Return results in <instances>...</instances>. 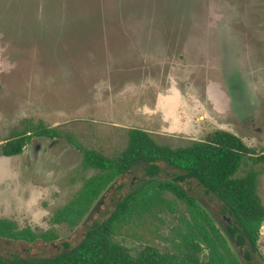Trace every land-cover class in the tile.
<instances>
[{
	"label": "rangeland",
	"instance_id": "obj_1",
	"mask_svg": "<svg viewBox=\"0 0 264 264\" xmlns=\"http://www.w3.org/2000/svg\"><path fill=\"white\" fill-rule=\"evenodd\" d=\"M130 128L172 147L226 130L264 155V0H0V144L32 135L22 154L0 151V217L52 236L0 237L1 256L54 257L102 222L147 176L146 165L117 180L77 226L53 215L95 172L82 168L83 151L116 157ZM159 167L158 178L181 174ZM251 171L264 206V160H249L237 176ZM181 183L223 229L233 223L214 192L194 177ZM175 208L115 240L132 253L152 247L168 264L207 259L204 246L182 244L189 214L181 201ZM247 243L231 239L243 264H264ZM258 245L264 256V222Z\"/></svg>",
	"mask_w": 264,
	"mask_h": 264
},
{
	"label": "trees",
	"instance_id": "obj_2",
	"mask_svg": "<svg viewBox=\"0 0 264 264\" xmlns=\"http://www.w3.org/2000/svg\"><path fill=\"white\" fill-rule=\"evenodd\" d=\"M30 129L19 132L0 144L4 156L22 154L31 142ZM55 136L56 129L42 131ZM252 149L238 135L209 128L202 140L182 147L159 143L148 131L138 128L128 130L127 146L116 157H108L96 150H84L82 168L94 170L86 176L74 196L58 208L53 219L56 223L77 226L100 202L110 187L138 165H146L147 176L125 194L114 209L100 223L91 225L84 238L69 251L54 257L7 258L0 255V264H168L169 260L152 247L132 253L115 240L126 226L141 222L166 209L176 211L178 201L185 204L188 217H182L181 242L187 246H204L207 259L192 257L189 264H243L231 246L236 237L240 244L248 242L251 251H259L258 240L264 222V206L257 191L254 171L237 176L248 161L264 160V155L254 157ZM181 172L173 179H162L154 174L160 163ZM194 177L208 190L214 192L230 214L233 223L224 229L215 221L205 206L182 185L185 178ZM167 193L175 196L170 200ZM224 232V233H223ZM0 237L17 240L52 239L48 233L37 234L30 228L20 229L16 223L0 217ZM248 255V253H247Z\"/></svg>",
	"mask_w": 264,
	"mask_h": 264
}]
</instances>
